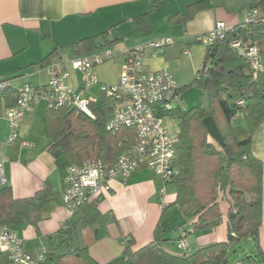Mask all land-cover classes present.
<instances>
[{"label": "crops", "instance_id": "crops-1", "mask_svg": "<svg viewBox=\"0 0 264 264\" xmlns=\"http://www.w3.org/2000/svg\"><path fill=\"white\" fill-rule=\"evenodd\" d=\"M197 2L199 7L191 17L169 21V17L188 12V5ZM152 6L155 8L152 9ZM249 7V0H0V79H12L15 86L45 85L48 81V66L59 63L69 73L67 84L76 89L81 75L69 62L81 55L72 54L69 44L79 38L100 36L106 32L108 39L117 38L119 41L108 46L116 58L93 68L98 83L86 95L94 100L93 104L97 108H101L98 101L102 96L100 84H113L118 79L123 61L121 51L152 39L170 38L174 43L156 54L146 50L143 53L144 62L152 70L167 68L183 88L206 54V47L197 43L196 37L212 30L217 22L227 26L243 23ZM143 14L148 16V31H140L135 23V18ZM259 14L264 19V13L259 11ZM186 47L190 50L189 55L182 53ZM54 48L57 49L56 54L49 65L37 70L28 67ZM94 51L97 49L91 52ZM100 102L107 107L102 97ZM6 108L5 98L0 96V155L7 159L4 168L6 186L10 188L12 197H30L46 183L53 190L51 199L40 210V219L35 226L19 223L10 227L24 240L27 251L33 254L46 251L50 259L49 254L54 252L49 250L48 243H53L56 248L65 245L60 244L57 232L61 224L69 219L61 203L64 176L69 163L65 158L56 159L47 152L46 107L42 102L24 112L18 127L19 138L11 144L6 143L10 133ZM167 123L170 124V121L164 120L168 128ZM232 125L238 138L249 136L241 114L232 119ZM22 142H26V145ZM251 149L263 163L262 215L257 242L264 252L262 126L251 134ZM111 188V192L101 196L96 205L99 219L94 225L80 230V243L87 248L96 264H126L122 255L126 238L131 239L129 246L135 251L152 242L156 225L162 231V247L176 255L191 254L200 247L227 241L232 235L228 220L231 208L226 191L220 195L222 217L219 225L211 229L194 230L186 224L184 227L189 229L188 246L183 253H179L176 250L179 236L177 226L183 221V215L177 206H168L175 198L171 184L163 182L151 169L142 167L127 179H113ZM162 190L167 206L164 210L158 205ZM0 264H8L5 255H0Z\"/></svg>", "mask_w": 264, "mask_h": 264}, {"label": "trees", "instance_id": "trees-1", "mask_svg": "<svg viewBox=\"0 0 264 264\" xmlns=\"http://www.w3.org/2000/svg\"><path fill=\"white\" fill-rule=\"evenodd\" d=\"M250 7L259 8L264 0H249ZM199 2L188 5V12L169 17L170 22L191 17ZM155 6H152L154 9ZM140 31H148V16L135 18ZM106 32L100 36L76 39L69 44L72 54L83 55L101 47L118 43L108 39ZM256 43L264 62V19L253 23L229 26L224 37L206 48L204 59L196 70L192 83L205 95L206 104L200 102L189 109L175 111L178 145L176 164L178 173L166 181L173 186L175 198L168 206H177L183 215L178 228L194 230L211 229L219 225L222 217L220 195L226 191L230 202L229 226L232 235L227 241L198 248L191 254L176 255L162 247L161 229L156 225L152 242L132 251L131 239L126 240L122 252L126 264H227L229 245L251 237L256 253L238 260L240 264H264V252L257 242V231L262 215V161L251 149V134L264 129V71L254 77L244 51L234 48L231 42ZM198 43V41L196 40ZM56 48L44 58L28 67L32 70L47 66L56 54ZM10 80L12 79H2ZM12 86L0 92L7 107L16 99ZM242 104H238V101ZM93 118L74 108L45 109L47 152L54 158H65L68 163L80 164L85 160H100L111 166L133 140V130L121 127L114 132L105 129L109 108L90 104ZM241 114L249 136H236L232 119ZM211 116L222 136L219 144L209 134L203 118ZM53 190L46 183L32 196L14 199L8 186L0 188V224L26 223L35 226L39 212L51 199ZM97 204H84L77 208L57 236L66 251L50 253V264H96L85 246L80 243V230L92 226L99 219ZM167 206H165L166 208ZM163 208L162 210H164ZM188 228H185V225ZM189 230V229H188Z\"/></svg>", "mask_w": 264, "mask_h": 264}, {"label": "built area", "instance_id": "built-area-1", "mask_svg": "<svg viewBox=\"0 0 264 264\" xmlns=\"http://www.w3.org/2000/svg\"><path fill=\"white\" fill-rule=\"evenodd\" d=\"M261 18L258 8L249 7L244 22L249 24ZM229 26L217 22L207 33L196 37L199 44L206 48L224 37ZM170 38H158L145 41L121 51L123 61L118 79L113 84H100V93L108 99L109 114L105 129L111 132L124 127L133 130V140L117 157L111 166L100 160H85L80 164L69 163L64 176V188L61 203L68 217L74 215L77 208L84 204H97L100 197L111 192L113 179H127L136 170L146 167L157 174L163 182L171 180L178 173L176 149L178 134L174 135L164 124V118L183 108L181 87L167 68L152 70L143 60V53L150 50L153 54L173 44ZM232 47L244 51L252 70V75L264 71V62L256 43H243L242 39L231 42ZM182 53L189 55V48ZM114 51L109 48L76 56L70 60V66L81 75L79 86L71 88L67 82L68 71L59 63L50 64L48 81L45 85L13 86L16 99L5 110L10 123V133L6 143H14L18 137V127L23 114L35 104L42 102L48 109L62 107L74 108L78 112L93 118L90 104L94 100L86 93L98 83L93 68L111 58ZM12 86L10 80L0 79V92ZM242 104V101H238ZM26 145V142H22ZM6 157L0 155V188L6 186ZM159 208H165L163 190L158 202ZM65 223L61 224L63 228ZM128 238H126L127 240ZM178 249L185 251L188 246V229L179 228L176 240ZM0 255H5L8 264H43L48 259L46 251L33 254L24 247V240L8 225L0 224ZM235 264H240L239 261Z\"/></svg>", "mask_w": 264, "mask_h": 264}, {"label": "rangeland", "instance_id": "rangeland-1", "mask_svg": "<svg viewBox=\"0 0 264 264\" xmlns=\"http://www.w3.org/2000/svg\"><path fill=\"white\" fill-rule=\"evenodd\" d=\"M258 11H260L261 13H264V5L260 6L258 8ZM104 48L105 47L98 48L97 51L101 52L103 51ZM115 58L116 57L114 54L111 58H108L106 61H110V59H115ZM194 75H195V72L191 74L190 80H187L185 86L181 88V95H182V99L184 102L182 110L189 109L195 105H198L200 102L206 104L205 95H201L200 88H198L195 83H192ZM101 97L102 99H104L103 96H100V98H98L100 106H102L100 102ZM105 101L107 104L109 103L108 99H106ZM164 120L167 122L170 121V124L167 123L168 128L171 131V133H173L174 135H177L176 134L177 120L176 119L173 120L170 116L165 117ZM48 248L50 251L54 252L55 254L62 253L66 251L67 249L65 245L56 248V246H53V243L51 242L48 243ZM176 250L179 253H183L182 250L178 249V247L176 248ZM255 253H256V249L254 247V241L252 238L247 237L239 241L233 242L229 245L228 252H227V260H228V263L230 264V263L236 262L237 260L242 259L246 255H252ZM50 262L51 260L48 259L43 264H50Z\"/></svg>", "mask_w": 264, "mask_h": 264}, {"label": "water", "instance_id": "water-1", "mask_svg": "<svg viewBox=\"0 0 264 264\" xmlns=\"http://www.w3.org/2000/svg\"><path fill=\"white\" fill-rule=\"evenodd\" d=\"M203 124L208 129L209 134L214 138V140L222 145L224 142L214 119L211 116H207L203 118ZM232 215L233 213H230V216Z\"/></svg>", "mask_w": 264, "mask_h": 264}]
</instances>
